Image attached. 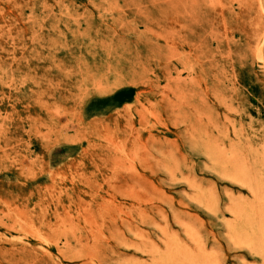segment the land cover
Listing matches in <instances>:
<instances>
[{
    "label": "rangeland",
    "instance_id": "obj_1",
    "mask_svg": "<svg viewBox=\"0 0 264 264\" xmlns=\"http://www.w3.org/2000/svg\"><path fill=\"white\" fill-rule=\"evenodd\" d=\"M0 264H264V0H0Z\"/></svg>",
    "mask_w": 264,
    "mask_h": 264
},
{
    "label": "bare ground",
    "instance_id": "obj_2",
    "mask_svg": "<svg viewBox=\"0 0 264 264\" xmlns=\"http://www.w3.org/2000/svg\"><path fill=\"white\" fill-rule=\"evenodd\" d=\"M239 183V182H238ZM255 198H256V196H255ZM228 220V219H227ZM240 236V235H239ZM242 236V235H241ZM244 238V237H243ZM241 239V238H240ZM245 239V238H244ZM248 242V241H247ZM242 244V243H241ZM241 247V246H240Z\"/></svg>",
    "mask_w": 264,
    "mask_h": 264
}]
</instances>
